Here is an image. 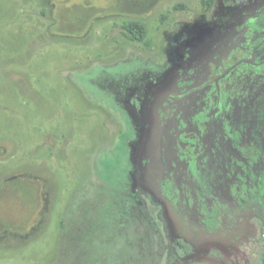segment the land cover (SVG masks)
Returning <instances> with one entry per match:
<instances>
[{
    "label": "rangeland",
    "instance_id": "rangeland-1",
    "mask_svg": "<svg viewBox=\"0 0 264 264\" xmlns=\"http://www.w3.org/2000/svg\"><path fill=\"white\" fill-rule=\"evenodd\" d=\"M238 12L223 0H0V264H264L252 212L224 219L242 231L234 247L202 239L183 263L160 194L139 185L167 149L155 154L160 122L141 159L134 115L175 93L181 40L246 24ZM130 21L149 43L125 36Z\"/></svg>",
    "mask_w": 264,
    "mask_h": 264
},
{
    "label": "flooded vegetation",
    "instance_id": "flooded-vegetation-1",
    "mask_svg": "<svg viewBox=\"0 0 264 264\" xmlns=\"http://www.w3.org/2000/svg\"><path fill=\"white\" fill-rule=\"evenodd\" d=\"M223 1L247 23L181 40L175 93L158 98L152 116L134 115L142 160L163 124L155 154L166 148L167 158L143 164L139 185L160 194L183 263L202 239L235 246L242 231L225 218L252 212L264 227V0Z\"/></svg>",
    "mask_w": 264,
    "mask_h": 264
},
{
    "label": "trees",
    "instance_id": "trees-1",
    "mask_svg": "<svg viewBox=\"0 0 264 264\" xmlns=\"http://www.w3.org/2000/svg\"><path fill=\"white\" fill-rule=\"evenodd\" d=\"M261 1V0H260ZM214 4V0H201V5L204 9H208L212 7ZM263 6H260L258 9H261ZM124 34L125 36L132 41H145L149 43L148 37V28L141 21H130L124 26Z\"/></svg>",
    "mask_w": 264,
    "mask_h": 264
}]
</instances>
